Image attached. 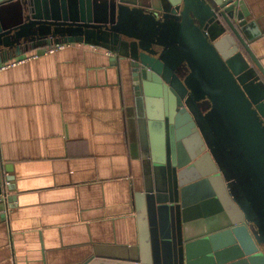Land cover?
<instances>
[{"label": "water", "instance_id": "water-1", "mask_svg": "<svg viewBox=\"0 0 264 264\" xmlns=\"http://www.w3.org/2000/svg\"><path fill=\"white\" fill-rule=\"evenodd\" d=\"M248 18L243 0H0V64L79 43L131 72L147 197L139 257L81 264H224L214 246L227 238L264 264V68ZM193 171L202 186L184 189Z\"/></svg>", "mask_w": 264, "mask_h": 264}, {"label": "crops", "instance_id": "crops-1", "mask_svg": "<svg viewBox=\"0 0 264 264\" xmlns=\"http://www.w3.org/2000/svg\"><path fill=\"white\" fill-rule=\"evenodd\" d=\"M243 1L264 68V0ZM113 59L73 43L0 72V264L139 257L145 158L131 72Z\"/></svg>", "mask_w": 264, "mask_h": 264}, {"label": "rangeland", "instance_id": "rangeland-1", "mask_svg": "<svg viewBox=\"0 0 264 264\" xmlns=\"http://www.w3.org/2000/svg\"><path fill=\"white\" fill-rule=\"evenodd\" d=\"M177 143H178V149L184 147L182 138H178ZM197 146H199V145H197ZM201 150H202V148H201ZM198 151H199V148H198ZM179 163H180V161H179ZM183 167H187V166L185 165ZM179 171H181V170H179ZM187 174L191 177V181H189V180H186L185 182H182V180L179 181L181 183H185V185L183 186L184 189H188L189 187H197L198 188V187L202 186L201 184H197L199 181H195V176L198 174V171L188 172ZM198 176H199V178L203 177L200 174ZM199 178H197V179H199ZM169 186H170V184H169ZM161 187L164 188V186H161ZM180 189H182V187ZM180 189H178V190H180ZM205 189H207V188H205ZM209 189H210L209 192H211V193L214 191V189L212 187H210ZM190 191H192V190H190ZM205 193H208V192L205 191ZM170 195L173 197L174 200L176 199L175 197H177V198L181 197V194L179 193V191H178V193H175V195H173V194H170ZM181 198H182V201H183V204H184V203L190 202V199L192 197L191 198H190V196L187 197L186 194H184L183 197H181ZM182 201L179 199L178 202L180 204H182ZM166 206L167 205H164V204L161 205V210L162 209L166 210ZM176 208L179 209V207H176ZM154 219H157V216H155ZM157 220L159 221V219H157ZM169 221H170L169 215L167 217H165L163 215L162 219L160 220V222L163 225H166V223H168ZM241 238L244 241L246 240L242 235H241ZM242 247H243V245H242ZM242 247H241V241L239 239L238 240L236 239L235 241H233L230 238H227L226 240H221V242H218V244L216 246H214V249H216L217 252L221 251L222 254H223L224 251H227V253L223 257V259H221V262H224V264L228 263L229 261H230V263L232 261H234V257L232 258V256H228L233 251H234V253L238 252V251H241V252L244 253L245 256H242V259H238L232 264H261L260 258L255 256L257 254V252H258L256 249H254V248H256V246H252L251 245V248H249L247 251L246 250L243 251ZM238 262H240V263H238ZM217 264H219V262Z\"/></svg>", "mask_w": 264, "mask_h": 264}, {"label": "built area", "instance_id": "built-area-1", "mask_svg": "<svg viewBox=\"0 0 264 264\" xmlns=\"http://www.w3.org/2000/svg\"><path fill=\"white\" fill-rule=\"evenodd\" d=\"M73 43H59V44H53L50 46L39 48L38 50H35L28 54H23L21 56L12 58L6 62H3L0 64V72L7 70L9 68L15 67L17 65L26 63L31 60L38 59L41 56L50 55L53 53H56L58 51H61L65 49L66 47L72 46ZM92 48H97L95 46L90 45Z\"/></svg>", "mask_w": 264, "mask_h": 264}, {"label": "trees", "instance_id": "trees-1", "mask_svg": "<svg viewBox=\"0 0 264 264\" xmlns=\"http://www.w3.org/2000/svg\"><path fill=\"white\" fill-rule=\"evenodd\" d=\"M31 52H33V50L27 51V52H25V54H28V53H31Z\"/></svg>", "mask_w": 264, "mask_h": 264}]
</instances>
